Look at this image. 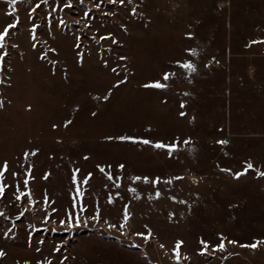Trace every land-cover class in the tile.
Masks as SVG:
<instances>
[{"label":"rangeland","instance_id":"rangeland-1","mask_svg":"<svg viewBox=\"0 0 264 264\" xmlns=\"http://www.w3.org/2000/svg\"><path fill=\"white\" fill-rule=\"evenodd\" d=\"M10 24L0 264H264V0H0Z\"/></svg>","mask_w":264,"mask_h":264},{"label":"snow or ice","instance_id":"snow-or-ice-1","mask_svg":"<svg viewBox=\"0 0 264 264\" xmlns=\"http://www.w3.org/2000/svg\"><path fill=\"white\" fill-rule=\"evenodd\" d=\"M121 2H122V0H121ZM10 15H11V13H9ZM12 27H15V25L14 24H10V25H8V27L5 29V31H4V33L3 34H0V40H3V38H4V35H7V33H8V29H10V28H12ZM182 67H184L185 69H187V70H189L190 72L191 71H195V68H194V66L192 65V64H190V63H188V64H184V65H182ZM169 75L170 74H165L164 75V79L165 80H167L168 78H169ZM146 87H165V85H163V84H160L159 82H157L156 84H154V85H146ZM70 123V122H69ZM144 143H149V141H143ZM187 143V142H186ZM220 143H226V141H221ZM156 147H158V148H163V147H169L170 148V150H171V148L173 147V146H165V145H163V144H156L155 145ZM247 167L248 168H251L252 167V165L249 163L248 165H247ZM243 173H240V174H237L238 176L239 175H242ZM260 175H264V173H260ZM136 179H139L138 177L136 178ZM177 179H179V178H177ZM145 182H147V179L145 178ZM157 182H158V180H157ZM71 219V218H70ZM77 221H78V218H77ZM61 223H64L63 221L61 222ZM230 243H235L234 241H230ZM242 247H249V245H241ZM179 247V243H178V245H177V248ZM219 247H220V249L221 250H223V243H221L220 245H219ZM250 247H256V245L254 244V245H250ZM0 255H2V253H0Z\"/></svg>","mask_w":264,"mask_h":264}]
</instances>
